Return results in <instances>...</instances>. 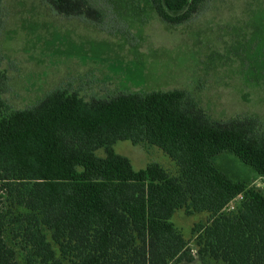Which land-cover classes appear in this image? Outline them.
I'll return each instance as SVG.
<instances>
[{"label": "trees", "instance_id": "1", "mask_svg": "<svg viewBox=\"0 0 264 264\" xmlns=\"http://www.w3.org/2000/svg\"><path fill=\"white\" fill-rule=\"evenodd\" d=\"M48 1L67 15L97 12L88 0ZM205 1L152 3L165 22L180 24ZM3 79L0 69V264H19L8 232L26 264H172L193 261L194 251L227 264H264V192L214 162L231 151L264 175L259 118L213 120L178 88L91 100L57 89L34 107L11 109ZM120 140L158 146L178 173L157 162L135 169L115 151ZM183 207L208 213L192 229L195 249L172 221Z\"/></svg>", "mask_w": 264, "mask_h": 264}, {"label": "rangeland", "instance_id": "2", "mask_svg": "<svg viewBox=\"0 0 264 264\" xmlns=\"http://www.w3.org/2000/svg\"><path fill=\"white\" fill-rule=\"evenodd\" d=\"M88 2L95 16L61 13L48 0H0L1 97L11 109L34 107L57 89L91 100L178 88L193 93L213 120L249 115L264 122V0H206L180 24L165 22L152 0ZM114 149L135 169L157 162L178 173L158 146L120 140ZM96 153L106 156L105 148ZM214 162L228 177L264 192V175L235 153L221 152ZM207 219V212L189 215L183 207L172 221L195 249L192 229ZM6 238L26 264L9 232ZM54 248L60 256L59 245ZM193 254V261L172 264H227Z\"/></svg>", "mask_w": 264, "mask_h": 264}]
</instances>
